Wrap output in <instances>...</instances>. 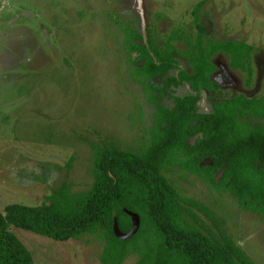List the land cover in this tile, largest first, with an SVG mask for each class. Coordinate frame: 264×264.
Segmentation results:
<instances>
[{
  "label": "rangeland",
  "instance_id": "obj_1",
  "mask_svg": "<svg viewBox=\"0 0 264 264\" xmlns=\"http://www.w3.org/2000/svg\"><path fill=\"white\" fill-rule=\"evenodd\" d=\"M200 2L205 38L244 43L252 51L244 61L250 74L224 55L212 58L220 95L202 91L198 111L235 95L264 100V0H0V212L9 204L46 203L64 184L71 192L88 190L93 146L139 150L147 143L156 108L136 80L134 66L142 62L133 66L137 54L128 55L129 37L140 34L143 43L161 47L176 39L171 59L189 71L197 51L187 50L185 41L194 42L193 9ZM161 81L152 83L161 87ZM189 92L188 84L170 90L172 96ZM158 103L172 105L166 97ZM244 120L264 127V119ZM168 176L184 200L211 212L254 264H264L263 218L179 169ZM185 205L198 219L194 224L188 217L195 227L202 221L215 231L199 209ZM10 231L34 264H100L103 242L94 235L60 242ZM138 258L129 254L122 264Z\"/></svg>",
  "mask_w": 264,
  "mask_h": 264
},
{
  "label": "trees",
  "instance_id": "obj_2",
  "mask_svg": "<svg viewBox=\"0 0 264 264\" xmlns=\"http://www.w3.org/2000/svg\"><path fill=\"white\" fill-rule=\"evenodd\" d=\"M202 5L193 9L194 42L185 41L187 50L197 51L189 71L179 70L171 59L176 50L171 41L176 39L161 47L148 39L143 43L140 34L129 37L128 55L137 54L133 66L142 62L134 66L136 80L147 88V101L156 108L147 143L139 150L93 146V183L88 190L71 192L64 184L41 205L5 206L0 212V264H34L10 227L60 242L84 233L94 235L103 242L100 264H122L134 253L139 256L134 264H254L212 213L184 200L168 178L179 169L212 190L229 193L245 210L264 219V127L244 120L264 119V100L235 95L216 99L209 112L197 109L202 91L220 95L219 85L212 80L217 70L212 58L224 55L234 69L250 74L244 61H249L252 48L205 38L199 23ZM203 39H207L204 47L200 46ZM174 70L177 74L169 76ZM156 78L162 80L161 87L152 83ZM183 84L189 85V93L170 94L172 87ZM163 97L172 101L171 107L158 103ZM185 204L208 217L215 231L202 221L200 228L195 227L198 219ZM130 214L138 216V229L130 238L119 239L114 223L120 233L128 234Z\"/></svg>",
  "mask_w": 264,
  "mask_h": 264
},
{
  "label": "water",
  "instance_id": "obj_3",
  "mask_svg": "<svg viewBox=\"0 0 264 264\" xmlns=\"http://www.w3.org/2000/svg\"><path fill=\"white\" fill-rule=\"evenodd\" d=\"M130 215H131V220H132V230L128 234L124 235L120 233L116 222L114 223L113 232L117 238L126 240L136 233L138 226H139V219H138V216L135 214H130Z\"/></svg>",
  "mask_w": 264,
  "mask_h": 264
}]
</instances>
